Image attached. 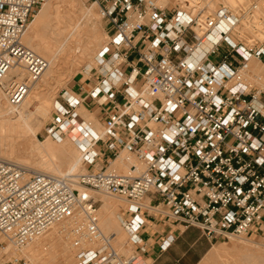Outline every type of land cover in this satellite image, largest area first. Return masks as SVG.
<instances>
[{"label":"built area","instance_id":"obj_1","mask_svg":"<svg viewBox=\"0 0 264 264\" xmlns=\"http://www.w3.org/2000/svg\"><path fill=\"white\" fill-rule=\"evenodd\" d=\"M49 1L0 0V91L13 106L48 68L22 39ZM92 1L107 29L98 65L110 70L87 98L112 106L104 136H93L80 117L84 99L63 92L47 133L62 142L74 129L90 132V145L74 139L88 170L75 180L0 160V234L19 250L65 221L74 264H139L136 250L125 256L113 248L89 191L126 204L120 222L132 249L144 250V210L224 243L264 234V88L246 77L250 61L264 58V0H211L212 9L208 0L172 9L156 0ZM253 17L248 33L245 18ZM19 65L28 82L11 74ZM122 152L134 160L129 170L109 171Z\"/></svg>","mask_w":264,"mask_h":264},{"label":"bare ground","instance_id":"obj_2","mask_svg":"<svg viewBox=\"0 0 264 264\" xmlns=\"http://www.w3.org/2000/svg\"><path fill=\"white\" fill-rule=\"evenodd\" d=\"M66 1L68 0H50L45 4L44 8L40 10L32 20L29 27L30 29L22 39V44L38 56L41 55L47 62L48 67L44 70L45 72L41 80L30 89L25 102L18 107L13 106L6 93L0 91V160L18 163L29 169L32 173H46L77 180L80 172L87 170L83 167L84 155L82 148L76 144L74 139L80 140L82 142L80 145L84 147L85 145H90L92 134L97 137L104 136L103 125L97 120L93 113L88 112L84 107H80V117L92 134L88 131L82 133L79 129H74L71 131V137L65 138L62 142H54L50 140V138L41 142L36 138L41 130V123L34 124V122H36V116L46 119L50 114L51 97L43 93L44 89L42 90L41 86H39V82H43L42 87L48 86V79L56 77L57 69L60 65L58 60L60 55H64L66 52L69 54L70 52V55L72 54L70 57L76 58V60L83 59L84 61L85 58H88L91 61L94 59L96 62L100 53L98 50L102 49V46H105L102 44L105 38L97 31V27H99L96 19L98 13L94 11V7L96 5L99 7V5L94 3L91 8H81L83 12L81 13L82 18L86 19L90 23L88 24L92 25L91 27H93V29L95 27V30L92 31V28L87 30V37L83 42L80 54H76V52H78L76 49L77 42L74 40V37L77 32L79 33L78 27L75 25H72L73 27H69V29L68 27H59L60 14L64 10H62V7ZM156 2L160 7L164 8L171 0H156ZM179 4L185 7L188 4V0H179ZM204 4L208 6L209 9H212L215 2L208 0ZM72 5L70 6L73 8L74 6ZM74 9L72 10L74 11ZM251 21L255 23L252 19ZM258 23L259 27H264L263 22ZM245 26L247 25L245 24ZM247 29L248 28H246V30ZM49 34L52 36V40L48 38ZM197 55L201 58L203 54L199 51ZM44 57L47 58V60ZM255 61L254 59L250 61L251 67H253ZM97 63L98 61L96 65ZM94 67L95 66L92 64H89L84 70L86 73H90ZM26 69V67L19 65L13 69L11 74L13 76H19V80H22L27 75ZM102 69L103 73L107 74L110 70V66L107 64ZM253 70L255 71L256 69ZM262 84L264 85V83ZM87 132L88 138H86ZM92 151H97V149L94 148ZM124 153L125 152L121 153L118 160H112V165L108 169L109 171L124 173L129 170L134 160ZM89 193L91 196L94 195L92 191H89ZM102 195H105L106 198L104 197V204H102L98 212L100 216V228L107 236H114L112 246L120 252L122 251L120 247L125 240L124 228L120 222L122 207L120 208L116 201L110 200L111 196L106 194ZM70 227V223L65 221L55 224L45 235L28 244L30 247H28L27 250L24 248L26 251L24 255L21 256L26 260H30L32 264H72L71 251L74 250V247L70 236ZM9 243L11 245L4 247V250L7 251L6 253L11 251L14 245L12 242ZM235 254H242L249 262H256L254 264H258L264 261V243L241 238L240 241L235 242L231 248L220 246L214 249L211 253V258L231 259V256H235ZM18 259L19 257L17 260Z\"/></svg>","mask_w":264,"mask_h":264},{"label":"rangeland","instance_id":"obj_3","mask_svg":"<svg viewBox=\"0 0 264 264\" xmlns=\"http://www.w3.org/2000/svg\"><path fill=\"white\" fill-rule=\"evenodd\" d=\"M51 2H53V1H51ZM178 2H179V0H171V2H169V4H167V6H165V7L168 9H172L175 7V4H177ZM93 4H94V2L92 0H68V1H66L64 6L62 7V10L63 9L64 10L60 14L59 27H65V28L68 27V29H69V27H73L72 25H75L78 27L79 33L77 32L76 36L74 37V40L77 42V44H76L77 48L76 49L78 52H76V54L77 53L80 54L81 48L83 47V42L86 40V37H87V33H88L87 30H90L91 28H92V31L95 30V27L93 29V27H91L92 25H89L90 23L86 19H83L82 15H81V13H83L81 8H85V9L91 8V6H93ZM70 5H72L74 7L72 8ZM43 8H44V6L39 9V11L34 15V17ZM94 8H95L94 11H96V13H98V15L96 14L97 18L95 17L97 19V23L99 26V27H97L98 28L97 31L99 33H101L103 38H105L103 40L105 43L102 41V44L105 45L107 42L106 24L101 19L100 15H99V7H97V5H96ZM72 9H74V11ZM34 17H33V19H34ZM247 19H250V18H247ZM251 19L254 21L253 18H251ZM251 19L249 20L248 23L245 22V24L247 25L245 27L248 28L247 29L248 33L250 31L249 28L252 27ZM88 25H89V27H88ZM255 34L259 35V33H255ZM259 36H258V38H259ZM48 38L52 40V36L50 34L48 35ZM260 38H262V35L260 36ZM258 42H259V40H257L255 42V44ZM103 48L104 47L102 46V49ZM102 49L98 50V52L99 51L101 52ZM71 55H70V52H69V54L66 52V54L60 55V58L58 59L60 65L58 66L56 77L53 79L52 78L48 79V86L42 87L43 82L42 81L39 82V86H41L42 90L44 89L43 93H45L46 96L48 95V97L52 98V99L50 98L51 104H50L49 116L46 119H43V117L41 118V117L36 116V118H35L36 122H34V124H37V123L40 124L41 123L40 124L41 127L39 126L41 130L39 131V133L37 134V137H36L41 142H44L45 140L50 138L48 133H47V128H48L49 124L51 123L52 115L55 112V104L54 103H56L57 101L62 102L61 96H62L63 92L70 91V86L73 83V80L75 78L83 76L84 68L87 65L92 64L93 66H95V68L98 67L97 66L98 63L96 65L97 61L95 62L94 59H92V61L89 60L88 58H85L84 61H83V59L82 60H76V58H71L70 57ZM40 57H42V56L40 55ZM45 59L47 60V58H45ZM131 59L133 60L134 57H131ZM211 59L213 61L217 60L216 57H212ZM252 68L256 69V70L254 71ZM261 69L264 70V67L263 66H260V67L257 66L256 61H255L253 63V67H251V65H250V71H249L250 73L246 77H247V79H249V81L252 83V85L254 87H259V88L263 89L264 85L262 83H264L263 82L264 71L262 72ZM93 74H94V72H93ZM258 78H260L261 80ZM23 80L25 82H28V77L25 76L23 78ZM36 83L37 82H35V83L29 82L31 88H33ZM46 96H44V97H46ZM97 120L100 122V119L97 118ZM100 123L103 125V122H100ZM36 138H35V140H36ZM50 140L55 142V140L52 138H50ZM124 154H126V156H128L126 152ZM83 167L86 168V170H88L86 165L83 164ZM85 172L86 171H81L80 174L85 173ZM93 197L97 201L98 208L100 209L102 204H104L103 199H104V197L106 198V196L102 195V194L94 193ZM110 200L116 201L118 203V206H120V208L122 207L121 209L126 208V204L124 202H122L121 200L114 198V197L113 198L110 197ZM123 232H125L124 233V239L125 240L123 242V245L120 247V250H122V251H120V254L125 255V256H129L132 254V248L130 247V245L128 243L130 238H129V235L127 234V232L125 230H123ZM125 236H126V238H125ZM245 239H247V240L249 239V240H253V241L256 240V241H260V242L264 243V234L258 235V236L257 235H250L247 238L245 237ZM0 241H1L0 242V264H23V263L32 264V262H30V260H26L23 256H21V255H24V252L27 250L28 247H30V245H27L26 247H24L26 250H24V248H21L18 250V248L13 245V247L11 248V251L6 253L7 251L4 250V247L11 245V244L1 234H0ZM234 241L238 242V241H240V239H237ZM234 241H231L230 243H223L222 246H226V248H231L232 245L235 243ZM71 256H72V264H74L75 263V259H74L75 257L73 258V256H75V250L71 251ZM18 257H19V259L17 260ZM215 258L214 257L211 258V255H210L208 259H206L204 262H202V264H254V263H256V262H254V263L249 262L246 259V257H244V255H242V254H235V256H231V259L230 258L215 259ZM16 261H18V263H16ZM261 262H259V263L261 264ZM263 262H262V264H264Z\"/></svg>","mask_w":264,"mask_h":264},{"label":"crops","instance_id":"obj_4","mask_svg":"<svg viewBox=\"0 0 264 264\" xmlns=\"http://www.w3.org/2000/svg\"><path fill=\"white\" fill-rule=\"evenodd\" d=\"M254 60H256L257 66L264 67V58ZM100 71L103 72V69L99 65L96 68L94 67V74L92 71L86 73L84 70L83 76L73 80L68 92L73 97L84 99L81 107L83 106L100 119V122L104 123L107 115L113 112L112 106L99 107L96 104V100L90 97L87 98L102 80ZM122 71L126 75L131 72L128 67H124ZM261 71L263 72L264 70L261 69ZM120 100L121 97H119ZM262 101L264 103V94ZM99 162L100 167L105 166L103 161ZM154 199V196L149 195L145 199V203L152 205L155 203ZM143 216L145 224L139 231V238L143 241L144 250L141 251V247L135 245L133 246L134 249H132V251L136 250L139 253V264H202L209 258L214 249L224 243L208 238L196 227H184L148 210L143 211ZM166 240H170L171 244L167 250H163L162 245Z\"/></svg>","mask_w":264,"mask_h":264}]
</instances>
